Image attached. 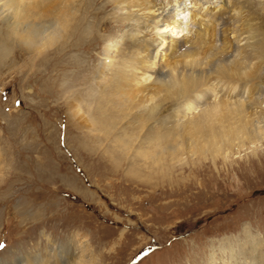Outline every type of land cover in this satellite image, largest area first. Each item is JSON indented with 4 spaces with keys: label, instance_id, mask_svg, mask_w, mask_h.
I'll return each instance as SVG.
<instances>
[{
    "label": "rangeland",
    "instance_id": "obj_1",
    "mask_svg": "<svg viewBox=\"0 0 264 264\" xmlns=\"http://www.w3.org/2000/svg\"><path fill=\"white\" fill-rule=\"evenodd\" d=\"M3 1V15L20 21L24 12L10 8L12 0ZM114 1L103 13L109 22L129 11L121 0ZM162 1L152 0L154 16L163 12L181 18L193 10L207 15L192 29L174 31L182 48L192 44L196 31L221 30L225 19L226 25L254 28L255 35L244 32L239 38L236 32H224L237 47L259 52L248 43L264 37V0H230L226 5L227 0H198L197 5L184 0L179 12L174 11L179 6L175 0L164 6ZM89 11L87 20L96 23L97 6ZM54 21L51 16L31 19L29 26L41 32ZM136 23L126 21L116 34L99 31L103 43L90 52L94 70L106 63L104 48L112 42L117 45L109 50L114 67L139 56L137 51L140 57L165 54L167 48L161 50L158 40L154 45L157 31ZM6 24L0 19V38L7 35ZM19 24L21 29L28 25ZM2 44L8 50L0 52V264H264V112L247 121V128L263 134L260 141L238 132L230 146L217 151L207 141L183 144L180 139L163 149L153 146L149 155L130 164L119 163L111 153V139L86 115V103H71V91L86 85L75 87L77 81L71 80L74 88H65L63 80H55L52 54L34 66L29 55L19 56L20 44L0 39ZM57 84L63 93L53 91ZM257 84L264 86V78ZM249 96L230 100L248 104ZM176 100L166 107L168 115L182 103ZM78 114L84 119L81 136L75 129ZM145 140L136 137L129 158ZM150 141L157 144V139Z\"/></svg>",
    "mask_w": 264,
    "mask_h": 264
},
{
    "label": "bare ground",
    "instance_id": "obj_2",
    "mask_svg": "<svg viewBox=\"0 0 264 264\" xmlns=\"http://www.w3.org/2000/svg\"><path fill=\"white\" fill-rule=\"evenodd\" d=\"M175 1L179 6H175L174 11L179 12L180 4L184 0ZM2 2L4 1L0 0V19L7 23V35L5 37L2 34L5 38L0 39L5 42L10 40L16 45L20 44L22 53L19 56L29 55V60L34 66L41 65L47 59L46 56L52 54L51 70L55 71L53 77L58 82L63 80L62 84L65 88L73 87L71 80L77 81L75 87L86 85L79 87L73 93L71 91V97L68 96L71 103L74 101L81 105L86 103V115L88 112L97 130L111 139V153L117 162L128 161L130 164L139 156L149 155L153 151V146L159 145L163 149L164 145L168 146L171 141L180 139L183 144H188L190 140L200 143L202 140L207 141L211 148L217 151H221L226 145L230 146L238 132L253 141L263 139V134L247 128L249 125L247 121L255 116L261 117L264 112L261 108L264 103V86L257 84L264 78V37L260 43L259 41L248 43L258 48L257 53L253 49L246 51L237 47L226 39L224 32L227 29L236 32L239 38L244 32L255 35L254 28H236L229 23L226 25L225 19H221V30L207 28L203 32L196 31L197 35L192 44L187 45L186 48L184 46V49L182 48L184 43L176 40L177 36L174 34L198 25V20L207 16L200 13L202 10L200 12L193 10L181 18H177L175 13L166 17L163 12L154 16L156 6L152 5V0H121L119 4H124L123 8L129 11L126 14H118L114 17V22H109L103 18V13L115 3L114 0L113 2L111 0H12L13 6L9 7L20 8L24 12L20 17L21 24L28 23L27 27L21 29L17 18L9 19L3 15L6 10L1 11L5 7ZM162 2L160 5L164 6L169 1ZM198 2L195 0L194 5ZM223 3L226 5L225 3L232 2L227 0ZM79 6L82 8L85 6V11L80 10ZM96 6L98 21L91 23L87 20V14L90 13L89 8L93 9ZM167 7L162 8L163 11ZM181 10L183 11V8ZM49 16L57 18V22L43 25L41 32L30 29L31 19ZM187 16H189L188 21ZM12 20L14 22L10 23ZM129 20L137 22V28L144 24L151 25L157 31L152 37L156 40H153L154 45L159 41L158 46L162 47L161 50L167 48L165 54L160 52L159 55L157 51L152 55L148 52V55L140 57L142 52L137 51L139 56L136 57L135 54V56H127L128 58H124L114 67L109 58V50L117 45L112 42L104 48V54H108L106 63L100 70H94L90 52L98 47V44L103 43L99 31L112 30L116 34ZM184 22L186 23L183 24ZM167 30H171L169 36ZM260 35L264 36V32ZM240 40L238 39L236 43ZM5 45H1L0 52L8 50ZM227 48H232V51ZM163 55L167 57L163 58ZM64 79H68L69 82ZM56 86L53 91L63 93V87L58 84ZM219 93L222 94L221 99L212 101V97L217 98ZM245 94L250 95L251 100L248 104L230 100L231 97ZM228 96L229 98H226ZM174 99L182 103L177 105L173 115H168L166 107ZM256 107L260 110L257 111ZM69 119L72 125L71 115ZM78 119L75 129L81 136L84 131L80 125L84 119L82 116ZM136 137H144L146 142L139 143V148L132 159L128 155L132 151ZM150 138L157 139V144H153Z\"/></svg>",
    "mask_w": 264,
    "mask_h": 264
},
{
    "label": "snow or ice",
    "instance_id": "obj_3",
    "mask_svg": "<svg viewBox=\"0 0 264 264\" xmlns=\"http://www.w3.org/2000/svg\"><path fill=\"white\" fill-rule=\"evenodd\" d=\"M4 247V245L0 244V248Z\"/></svg>",
    "mask_w": 264,
    "mask_h": 264
}]
</instances>
